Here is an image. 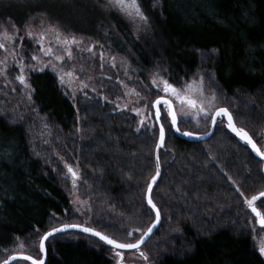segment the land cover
<instances>
[{"label": "trees", "instance_id": "16d2710c", "mask_svg": "<svg viewBox=\"0 0 264 264\" xmlns=\"http://www.w3.org/2000/svg\"><path fill=\"white\" fill-rule=\"evenodd\" d=\"M138 3L148 17V23L140 21L139 27L114 9L93 12L94 6L104 8L99 2L73 12L55 0L4 4L12 12L1 13L0 23L11 21L23 29L43 17L66 34L91 38L114 55L130 58L146 79L159 73L180 85L207 69L215 75L219 94L226 97L223 107L259 145L264 139V0ZM31 83L35 106L62 138L61 149H68L69 159L78 163L77 185L81 197L93 202L94 213L74 214L67 170L60 164L58 173L45 167L44 150L35 152L22 121L0 108V258H6L20 240L29 244V252L22 254L42 258L36 243L61 223L87 221L85 226L121 242L126 239L122 228L146 230L155 216L146 205L145 191L155 174L158 127L155 132L137 131V116L99 98L82 97L73 106L51 72L33 74ZM179 126L182 131L194 130ZM159 154L162 175L153 195L162 223L153 236L168 227L178 233L158 264H264L252 243L248 222L252 214L236 192L239 187L251 198L264 191V162L250 147L225 125L202 143L167 132ZM47 252L46 264H113L108 246L77 232L51 238Z\"/></svg>", "mask_w": 264, "mask_h": 264}, {"label": "snow or ice", "instance_id": "6c2138e0", "mask_svg": "<svg viewBox=\"0 0 264 264\" xmlns=\"http://www.w3.org/2000/svg\"><path fill=\"white\" fill-rule=\"evenodd\" d=\"M108 5L129 19H138L145 24L148 23V17L142 11L138 0H108ZM8 23L11 24L10 28L5 23H0V52L3 53V55L0 56V77H3L7 81V84L12 83V81L7 80L10 68L18 69L19 74L15 76V81L27 90V98L31 101V92L34 90L28 82L29 74L35 72L42 73L46 69H50L52 72L56 73L58 83L60 87L64 89L62 94L73 103V106H75L77 101V92L83 94L85 100L92 99L86 91L89 89V84L80 80L75 66L73 65L72 68L66 67V64L74 59L73 47L82 44V40H78L75 35L64 33L58 24H45L43 17L40 18L38 31L31 21L25 24L23 29L17 27V25L11 21ZM22 31L24 33L23 35L21 34ZM50 35L52 39L49 38ZM25 37L32 41L34 46L33 49L30 50L24 44ZM17 41H19V43H17ZM93 47H95V45H93ZM87 51L92 52V48H88ZM99 55L101 61H103V52ZM44 58L47 59L45 60ZM9 59L12 61L11 65H9ZM112 59L114 61L115 57ZM112 66L115 67V63H113ZM101 67H103V64H101ZM207 75L208 79L214 84L216 82L215 75L211 73ZM77 80H79V87L73 90V84ZM152 85L158 93L162 92V95H159L154 102H151L150 107L149 102L146 101L143 109L139 107L134 109L136 115L142 117L139 121L140 128H138L137 131H140L141 128H148L149 122L154 121L155 123L151 124V129L155 132L158 127L159 133L156 142L155 174L151 176L150 180L147 182L145 191L146 205L150 209V212H154L155 214L151 225L148 226L146 230L137 227L128 231L126 228H122L126 239L124 242H121L115 237H110L101 231H97L94 227L85 226L88 223L87 221L85 225L61 223L60 226H52L50 230L46 231L40 237V253L46 252V244L57 234H64L68 233L69 230H76L77 233H85L98 238L103 246H108L116 259V264H124L123 250H135L139 253L140 258L144 261H148L149 256L142 250V245L151 237L154 229H156L161 221V208L155 203L153 195L154 186H158L157 181L161 176L159 153L160 150L165 147L167 132H173L174 134L189 138H200L192 132L182 131L179 126L180 123H188L193 115L197 117L198 121H210V125L214 129L225 126L224 118H226V127L246 145L250 146L251 151L255 153L256 156L264 160V145H258L244 128L236 126L234 117L229 108L218 107L213 103L217 99L215 90H212L211 97L205 95L207 85L205 84L204 75H200L191 82H186L180 88L170 83L168 79H163V77L159 80L154 79ZM194 85L196 86L195 91L199 96V100L190 98L188 95L189 92L193 91ZM91 90L93 92L96 91L95 88ZM12 91L14 92L16 89L13 88ZM139 95L140 94L137 93V96ZM174 100L181 105L179 109L174 106ZM105 101L110 102L107 98H105ZM185 105L187 107H185ZM189 109L194 111H189ZM166 124L167 128L165 127ZM209 135H211V133H209ZM65 166L74 182L79 179L77 172L71 164H66ZM225 176L235 185L236 182L231 176H228L227 173H225ZM177 191H181V189L178 188ZM236 192L239 196L244 198V203L247 205L250 212L254 214L260 230L264 231V213L258 208V202L261 206H264V200H261V197H264V191L260 192L259 195H252L251 198H247L239 187H236ZM77 211H79V209H77ZM52 219L55 220V214H53ZM248 222L249 224L252 223L251 220ZM38 231L37 229V232ZM253 232H256L255 227H253ZM136 234H139L138 239H135V242H130L135 238ZM253 239L255 240V237H253ZM20 247L23 248L24 245L21 244ZM258 252L261 256H264V239L260 241ZM21 259L24 261H31V264H45L44 259L33 258L31 255L22 257L8 255L6 258H0V264H12V262H17Z\"/></svg>", "mask_w": 264, "mask_h": 264}, {"label": "rangeland", "instance_id": "374dc122", "mask_svg": "<svg viewBox=\"0 0 264 264\" xmlns=\"http://www.w3.org/2000/svg\"><path fill=\"white\" fill-rule=\"evenodd\" d=\"M17 0H0V14L1 13H8L12 12L11 8L5 6L4 4L11 5L13 2ZM58 1L60 5H65L69 7L73 12L77 11L80 8H83L84 5H91L97 2L102 4L103 9L94 6L93 12L101 13V11L113 9L108 5V0H55ZM113 11H116L115 9ZM118 12V11H116ZM122 17L126 20H129L134 23L136 27L141 26L140 20H132L126 17L125 15L118 12ZM47 20H45V24H48ZM36 26L37 31L39 30L40 21H36L32 23ZM9 28L11 25L6 24ZM23 35V31L21 32ZM76 36V35H75ZM78 40H82L83 43L73 47V55L74 59L71 62L66 64L67 68H72L73 65L75 66L76 72L80 77V80H83L85 83L89 84V89L86 91L88 95L92 97V99L99 98L102 99L104 102L105 98H107L108 103L114 106L118 111H125L131 112L135 116L136 113L134 111L135 108H144L145 102L150 103L154 102L155 99L158 98L159 95H162V92L158 93L152 85V81L154 79L159 80L162 76L157 73L153 74L151 77H147L148 79L141 77L136 69L133 68V65L128 57H122L120 55H114V53L104 44L97 42L91 38L76 36ZM52 39L51 35L49 36ZM19 43V41H17ZM24 44L31 50L33 49L32 41L25 37ZM95 45V47H93ZM102 46V47H101ZM88 48H92V52L87 51ZM79 49V50H78ZM103 52L104 59L101 61L100 53ZM63 54V53H60ZM3 53L0 52V56ZM113 57L115 60L113 61ZM45 60L47 58H44ZM113 63H115V67H113ZM12 64L11 59H9V65ZM103 64V67H101ZM44 72H52L50 69H46ZM42 72V73H44ZM41 72H35L29 74V84L33 89L31 83V76L33 74H37ZM19 74V70L16 68H10L7 76V80L12 81V83L7 84V81L0 77V108L4 111L5 114L9 110L13 116L16 117V120L22 121L29 132V136L31 137L32 145L34 146L35 152L39 149L44 150L41 154H37L39 157L42 158L44 166L53 170L55 173L59 172L58 165L60 164L61 167L67 170L66 164H71L74 170L77 172L79 177V167L77 166V161L69 159V152L68 149H61L64 145L62 138L58 137V133L54 134L53 128L49 126L48 122L43 115L40 114V110L35 106L33 102V91L31 92V101L27 98V90L23 88V86L19 85L17 81H15V76ZM210 72L207 69L200 70L196 76L192 77L189 81L191 82L197 79L200 75L205 76V84L207 88L205 90V95L211 97L212 90H215V95L217 99L213 102L218 107H223V101H225L226 97H222L219 94L218 86L213 84L209 79L208 75ZM58 79V77H57ZM163 79H166L163 77ZM186 83V82H185ZM185 83L177 85L176 87L180 88ZM79 87V80L75 81L73 84V90H76ZM15 88L16 91H12ZM61 88V87H60ZM95 88L96 91L93 92L91 89ZM196 86L194 85L193 91L189 92L188 95L190 98L199 100V96L195 91ZM62 91L64 89L61 88ZM137 93L140 95L137 96ZM84 98L83 94L77 92V101L75 106H78L79 99ZM110 98V99H109ZM174 106L179 109L181 105L174 100ZM185 107H187L185 105ZM7 110V111H5ZM154 111V109H153ZM189 111H194L189 109ZM179 115V113H178ZM138 123L141 116H137ZM155 123L154 121L149 122V127L151 128V124ZM182 126H186L188 129L191 130L194 134L205 135L207 134L210 129V121L204 120H197V117L193 115L191 120L188 123H180ZM226 125V123H225ZM140 128V124L138 125ZM148 128H141V130H147ZM152 130V129H151ZM58 145L59 148L56 146ZM259 145H264V139L259 140ZM46 151V152H45ZM48 152V153H47ZM65 176L69 179L71 188L70 190L67 189V192L70 195L71 202L74 207V214L75 215H84L91 216L94 213L93 202L90 198H82L81 195V187L77 185L79 183V179L75 182L72 179L71 174L68 172ZM75 185V186H74ZM79 190L80 193L79 194ZM264 200V199H262ZM245 204V203H244ZM246 209H248L247 205L245 204ZM259 210L264 213V206H261L258 202ZM79 209V211H77ZM250 212V210H249ZM251 213V212H250ZM252 214V213H251ZM88 219V218H87ZM252 223L250 224V234L252 238V243L254 249L258 252V247L260 241L264 239V231H261L259 228L258 223L256 222V218L252 214ZM60 226V225H59ZM253 227L256 228V232H253ZM178 231L175 229L167 228V231H163L153 237L146 243L142 250H144L148 256L149 260L144 261L142 258L139 257V253L137 251H129L123 252L124 256V264H158V257L163 255L164 253L170 252L169 249L167 251V244L169 243L170 239L173 237V234H177ZM255 237V240L253 239ZM25 241H18L16 248L9 253V255H16L22 253H28L29 250L27 248L28 245L25 244ZM23 244L24 247L21 248L20 245ZM35 247L39 250V242L36 243ZM259 253V252H258ZM40 256V254H39ZM111 256L113 257V264H116V259L113 256L111 251ZM264 260V256H262Z\"/></svg>", "mask_w": 264, "mask_h": 264}, {"label": "water", "instance_id": "95a60500", "mask_svg": "<svg viewBox=\"0 0 264 264\" xmlns=\"http://www.w3.org/2000/svg\"><path fill=\"white\" fill-rule=\"evenodd\" d=\"M225 119V122L227 123V120H226V118H224ZM235 121V120H234ZM237 126V125H236ZM227 130L236 138V139H238L241 143H243V144H245L243 141H241L238 137H236L235 136V134L234 133H232L228 128H227ZM214 131H215V129L214 128H212L211 127V129H210V132L209 133H211V135H209V133H207V134H205V135H199V134H195V135H198L200 138L199 139H196V138H189V137H185V136H181V135H179V134H176L180 139H182V140H187V141H190V142H205V141H207L210 137H212V135H213V133H214ZM250 135V134H249ZM251 136V135H250ZM254 140V139H253ZM255 141V140H254ZM246 145V144H245ZM248 146V145H247ZM248 147H250V146H248ZM251 149V148H250ZM254 154V156L257 158V159H259V160H261V158L260 157H258V156H256L255 155V153H253ZM261 161H263L264 162V160H261ZM161 175H162V169H161ZM160 178H161V176L158 178V181L160 180ZM158 181H157V183H158ZM154 188H155V186H154ZM261 199H264V197H261ZM154 213V212H153ZM254 215V214H253ZM161 223H162V217H161V221H160V224L159 225H157V227H156V229H154V231H153V234L151 235V237L157 232V230L160 228V226H161ZM69 232H76V230H69ZM82 234H85V233H82ZM58 235H61V234H57L56 236H58ZM85 235H88V236H90L89 234H85ZM92 237V236H91ZM151 237L146 241V243L151 239ZM93 238H95V237H93ZM96 239H98V238H96ZM146 243L144 244V245H142V247H144L145 245H146ZM129 251H135V250H123V252H129ZM25 255H27V254H16V256H18V257H22V256H25ZM34 258V257H33ZM42 259H44V262H45V264L47 263V259H48V252H47V244H46V252L45 253H42ZM18 261H20V260H18ZM21 261H24V260H22L21 259ZM27 262H29V263H31V261H27ZM13 263H15V262H12V264Z\"/></svg>", "mask_w": 264, "mask_h": 264}, {"label": "bare ground", "instance_id": "6f19581e", "mask_svg": "<svg viewBox=\"0 0 264 264\" xmlns=\"http://www.w3.org/2000/svg\"><path fill=\"white\" fill-rule=\"evenodd\" d=\"M214 134V133H213ZM199 143V142H198ZM202 143V142H201Z\"/></svg>", "mask_w": 264, "mask_h": 264}]
</instances>
